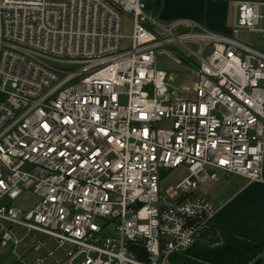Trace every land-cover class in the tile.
Here are the masks:
<instances>
[{
    "label": "built area",
    "instance_id": "2783aa9c",
    "mask_svg": "<svg viewBox=\"0 0 264 264\" xmlns=\"http://www.w3.org/2000/svg\"><path fill=\"white\" fill-rule=\"evenodd\" d=\"M260 7L240 1L222 34L164 26L144 0H0V245L21 264V243L31 264H169L210 235L216 208L199 185L219 169L263 181L264 50L237 37L264 39ZM122 12L134 20L126 49ZM186 41L197 64L177 94L157 49ZM179 166L188 175L162 195L160 169ZM28 189L41 199L25 211L12 202Z\"/></svg>",
    "mask_w": 264,
    "mask_h": 264
},
{
    "label": "crops",
    "instance_id": "0c3cea01",
    "mask_svg": "<svg viewBox=\"0 0 264 264\" xmlns=\"http://www.w3.org/2000/svg\"><path fill=\"white\" fill-rule=\"evenodd\" d=\"M240 1L244 0H148L146 3L155 15L168 22L188 19L214 32L230 34L237 19ZM247 1L261 3L263 17L259 27L264 28V0ZM256 34V38L250 42L241 39L239 34L237 37L264 50V39L259 32ZM216 172L218 180L202 185L207 188L203 195H197L205 197L216 208L211 219V234L197 239L184 252H171L169 264H216V256L228 246L241 249L262 246L263 250L257 258H262L261 264H264V165L263 181L260 182L236 174L228 176L221 169ZM9 246L13 250V246ZM24 248H27L28 255L24 253L21 256L27 264H31L36 256L32 251L29 252L30 248ZM130 249L140 259L147 260L148 253L141 243H130ZM254 261L249 264H254ZM16 262L21 264L18 259L12 264ZM0 264L8 262L0 261ZM75 264H81V260H76Z\"/></svg>",
    "mask_w": 264,
    "mask_h": 264
},
{
    "label": "rangeland",
    "instance_id": "374dc122",
    "mask_svg": "<svg viewBox=\"0 0 264 264\" xmlns=\"http://www.w3.org/2000/svg\"><path fill=\"white\" fill-rule=\"evenodd\" d=\"M145 2L148 0H144ZM146 12L153 16L160 24L164 26H169L170 21L163 20L159 18L155 13L146 8ZM133 24L134 20L130 13L122 12V35L124 36L121 48L126 49L131 46V36L133 34ZM147 28L155 33L160 39L168 36V33L158 24H146ZM183 31L182 28H178L175 30V33ZM257 36L255 31L243 30L241 34L239 33V37L244 40L252 41ZM252 43V42H251ZM196 50L197 46L190 41H186L185 45L176 42L173 44H166L157 49V58L156 64L160 69H164L169 74V77L173 78L174 93L179 94V90L181 85L185 82V77L187 76L189 71H193L196 67V57L191 55L189 49ZM66 68L70 70H74L79 68L78 64H64ZM166 123H158V126L164 127ZM189 171L186 166H179L174 169L161 168L160 169V190L162 195L167 194V190L171 186H175L178 182H180L183 178L188 175ZM207 186L199 185V188L194 191V195H203ZM40 196L34 192L32 189L25 190L22 195L12 202L13 205L23 208L25 211L33 208L39 201ZM13 231L21 238L26 234V229L18 224L13 225ZM29 248V247H28ZM17 252L20 255H28L27 248H24V244L21 243ZM31 252V250L29 251ZM60 253H57L59 256ZM18 259L17 255L14 254L9 247L0 246V261H6L8 264L14 263ZM55 258H51L48 261V264H54Z\"/></svg>",
    "mask_w": 264,
    "mask_h": 264
},
{
    "label": "trees",
    "instance_id": "16d2710c",
    "mask_svg": "<svg viewBox=\"0 0 264 264\" xmlns=\"http://www.w3.org/2000/svg\"><path fill=\"white\" fill-rule=\"evenodd\" d=\"M147 7L148 4L146 3ZM262 250V246H255L249 249L228 246L216 256L214 262L216 264H249L258 257ZM15 264L18 263L16 262Z\"/></svg>",
    "mask_w": 264,
    "mask_h": 264
},
{
    "label": "water",
    "instance_id": "95a60500",
    "mask_svg": "<svg viewBox=\"0 0 264 264\" xmlns=\"http://www.w3.org/2000/svg\"><path fill=\"white\" fill-rule=\"evenodd\" d=\"M262 258H257L255 261H254V264H261L262 263Z\"/></svg>",
    "mask_w": 264,
    "mask_h": 264
}]
</instances>
